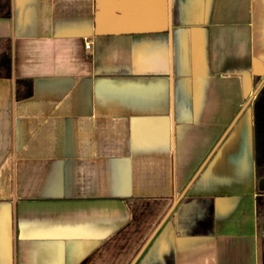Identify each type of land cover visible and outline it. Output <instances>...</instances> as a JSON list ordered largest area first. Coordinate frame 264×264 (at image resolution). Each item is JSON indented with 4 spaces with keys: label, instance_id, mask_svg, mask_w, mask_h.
<instances>
[{
    "label": "crops",
    "instance_id": "1",
    "mask_svg": "<svg viewBox=\"0 0 264 264\" xmlns=\"http://www.w3.org/2000/svg\"><path fill=\"white\" fill-rule=\"evenodd\" d=\"M10 7L0 264H260L264 0Z\"/></svg>",
    "mask_w": 264,
    "mask_h": 264
},
{
    "label": "trees",
    "instance_id": "2",
    "mask_svg": "<svg viewBox=\"0 0 264 264\" xmlns=\"http://www.w3.org/2000/svg\"><path fill=\"white\" fill-rule=\"evenodd\" d=\"M11 13L10 0H0V16L9 17ZM13 58L12 46L9 40L0 39V79L12 78ZM16 96L28 97L31 94V81L16 79ZM254 135L256 153V176L259 181L264 179V83L258 89L253 101ZM257 215L260 222L264 218V193L257 199ZM260 224V223H259ZM264 236V223H263ZM260 264H264V237L260 241Z\"/></svg>",
    "mask_w": 264,
    "mask_h": 264
},
{
    "label": "rangeland",
    "instance_id": "3",
    "mask_svg": "<svg viewBox=\"0 0 264 264\" xmlns=\"http://www.w3.org/2000/svg\"><path fill=\"white\" fill-rule=\"evenodd\" d=\"M260 233H261V237L263 238L264 236H263V223H264V218L263 217H261V219H260Z\"/></svg>",
    "mask_w": 264,
    "mask_h": 264
},
{
    "label": "built area",
    "instance_id": "4",
    "mask_svg": "<svg viewBox=\"0 0 264 264\" xmlns=\"http://www.w3.org/2000/svg\"><path fill=\"white\" fill-rule=\"evenodd\" d=\"M90 46H91V44H90V43L86 44V48H87V49H89V48H90Z\"/></svg>",
    "mask_w": 264,
    "mask_h": 264
},
{
    "label": "water",
    "instance_id": "5",
    "mask_svg": "<svg viewBox=\"0 0 264 264\" xmlns=\"http://www.w3.org/2000/svg\"><path fill=\"white\" fill-rule=\"evenodd\" d=\"M260 184H261V185H263V184H264V179H262V180L260 181Z\"/></svg>",
    "mask_w": 264,
    "mask_h": 264
}]
</instances>
